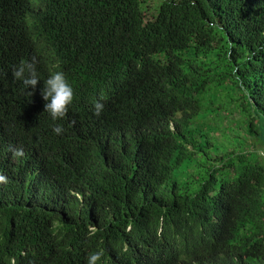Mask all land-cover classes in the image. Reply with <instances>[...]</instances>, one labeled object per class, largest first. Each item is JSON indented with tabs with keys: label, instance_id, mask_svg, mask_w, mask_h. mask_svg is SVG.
Instances as JSON below:
<instances>
[{
	"label": "trees",
	"instance_id": "16d2710c",
	"mask_svg": "<svg viewBox=\"0 0 264 264\" xmlns=\"http://www.w3.org/2000/svg\"><path fill=\"white\" fill-rule=\"evenodd\" d=\"M148 1L0 0V264H264V164L200 117L264 138V0Z\"/></svg>",
	"mask_w": 264,
	"mask_h": 264
},
{
	"label": "clouds",
	"instance_id": "9594fccd",
	"mask_svg": "<svg viewBox=\"0 0 264 264\" xmlns=\"http://www.w3.org/2000/svg\"><path fill=\"white\" fill-rule=\"evenodd\" d=\"M13 76L17 80H21L26 87L35 88L39 83L36 71V59L33 57L31 62H21L20 65L13 69ZM44 88L41 95L45 101V112H48L53 120L64 118L69 110V106L75 98L74 89L68 82L62 71L53 72L44 82ZM104 110V104L97 101L94 104V114L100 116ZM57 134L62 132V127H54ZM264 154V153H262ZM24 155L21 148L13 149L14 158ZM7 178L0 174V182H6ZM103 257V251H95L89 254L87 264H98Z\"/></svg>",
	"mask_w": 264,
	"mask_h": 264
},
{
	"label": "rangeland",
	"instance_id": "374dc122",
	"mask_svg": "<svg viewBox=\"0 0 264 264\" xmlns=\"http://www.w3.org/2000/svg\"><path fill=\"white\" fill-rule=\"evenodd\" d=\"M149 5V15L151 16L153 13H155L156 6H157V1L156 0H149L148 3ZM221 101H203V112L201 114V118H204L203 123L207 122L206 125L209 124V127L212 128L213 133L212 135L214 136V132L217 129H224V127H229L231 129V133L236 135L234 139L230 141L228 144L226 139L228 134L224 135L222 138V130H220L216 135L218 138L214 136V140L216 142H222L225 141L227 145H230L231 147H235L239 151H252L253 155L257 157L258 161L262 164H264V138H261V142L257 140V137L251 135L248 133L245 127L242 126V124L239 122L238 126L236 125H230L229 126V121L232 119L233 120V114L231 117H227L226 120L224 121V118L222 117V113L220 110L216 109V107H210V104L215 103L216 105H219ZM235 117L238 116V114H234ZM230 118V119H229ZM224 121V122H223ZM231 123V121H230ZM237 124V123H236ZM233 136V135H232ZM231 137V136H230ZM213 138V137H212ZM254 145L257 146V150L255 151ZM216 146V144H215ZM214 146V147H215ZM203 167H196V166H191L189 172L194 173L195 175H198L203 172ZM180 177L181 179L183 177H187L188 175L186 173L181 174ZM263 199H264V190H263Z\"/></svg>",
	"mask_w": 264,
	"mask_h": 264
}]
</instances>
